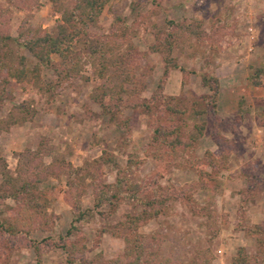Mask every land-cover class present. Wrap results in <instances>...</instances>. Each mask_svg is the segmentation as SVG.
<instances>
[{
	"label": "rangeland",
	"instance_id": "rangeland-1",
	"mask_svg": "<svg viewBox=\"0 0 264 264\" xmlns=\"http://www.w3.org/2000/svg\"><path fill=\"white\" fill-rule=\"evenodd\" d=\"M61 24L52 0H0V91L6 92L0 156L12 175L21 167L46 176L41 187L47 197L44 217L32 221L30 233L0 232V264H108L124 253L125 240L107 230L142 207L94 209L87 179L81 200L91 216L75 222L65 197L67 176L51 175L62 163L84 166L104 152L121 164L141 160L140 179L162 169L165 187L189 192L197 185L193 206L175 199L166 213L139 228L142 234H160L162 255L182 264L195 259L235 264L240 248L255 253L256 238L244 227H264V85H251L248 76L252 67H264V0H109L90 35L74 45L82 55L79 72L67 76L59 63L42 71V84L11 77L4 64H15L18 55L27 57L30 68L36 63L21 45L24 38L36 30L56 33ZM204 77L220 81L217 115L195 117L193 102L211 93ZM157 93L187 107L188 135L206 123L193 153L170 159L152 154V131L167 113L163 106L146 113L142 104ZM241 98L245 117L236 125ZM218 141L227 149V168L206 166L203 184L198 165L189 159L215 151ZM115 177L104 167V182ZM64 238L75 246L73 252L58 247Z\"/></svg>",
	"mask_w": 264,
	"mask_h": 264
},
{
	"label": "trees",
	"instance_id": "trees-1",
	"mask_svg": "<svg viewBox=\"0 0 264 264\" xmlns=\"http://www.w3.org/2000/svg\"><path fill=\"white\" fill-rule=\"evenodd\" d=\"M108 1L68 0L67 4H64L61 0H52L56 11L62 14L60 29L56 33L36 30L31 36L25 37L21 45L35 58L36 63L30 68L27 57L18 55L15 64L9 65L7 62L4 64L8 67L9 75L18 82L27 80L42 84L44 82L42 71L52 70L59 63L65 68L67 76H71L74 71L79 72L82 55L74 50V45L77 41L80 42L90 35L91 26L97 23ZM55 57L59 62H56ZM176 67L178 66L176 65ZM248 79L253 86L264 85V67H252ZM203 85L208 87L211 93L199 97L193 102L191 115L200 117L205 114H213L216 116L220 81L216 77H204ZM5 98L6 92L2 89L0 91V109ZM96 99L99 101L100 97H96ZM144 100L142 106L146 109V113H152L154 108L158 109L161 106L167 113V119L160 120L152 131L150 144L152 154L158 158L170 159L178 153L182 155L187 152L193 153L196 141L206 129V123L196 124L194 126L196 132L188 135L184 128L187 124L186 117L189 111L187 107H183L179 102L174 103L175 98L167 97L163 93H157L152 98H144ZM245 103V98H241L240 111L237 112L235 120L236 125L241 124L245 117L243 112ZM103 106L107 108L106 104ZM0 123L3 121L0 120ZM126 124L128 125V122ZM1 129L3 126L0 125ZM216 134L219 135V131ZM217 144L218 148L215 151H207L202 158L189 159L191 163L198 165L199 168L196 169L203 184H207V179L203 178L207 174L204 170L206 166L216 167L220 170L227 168L229 159L226 153L227 149L222 148L220 141ZM28 153L31 154V152ZM33 154L36 157L38 151ZM140 165L141 160L131 158L125 164H121L114 155L104 152L102 156L88 161L84 166L74 167L71 163H62L58 172L54 171L51 175L65 174L67 176L68 191L65 193V197L76 212L75 222H81L91 216L90 210L83 209L81 200L87 179L91 180L94 188V209H100L107 205L110 211H115L122 204L142 207L138 214H127L125 219L120 220L107 230L111 235L123 238L127 244L124 253L109 260L108 264H182L174 262L172 258L160 253L162 237L159 233L142 234L139 232V228L149 220L166 213L171 202L175 199L179 200L181 197L193 206L191 196L196 191L197 185H190L189 192L186 190L187 187H165L161 184V179L165 176L162 169H159L154 176L140 179L137 175ZM107 166L116 172L113 182L103 181V170ZM32 171L33 169L26 168L24 170L20 167L17 174L12 175L6 161L0 156V202L3 203L0 210V232L13 236L28 234L34 227L32 221L37 217H44L43 209L46 207L47 197L41 184L45 181L46 176H42V173L34 174ZM248 177L250 182H254L256 186L259 185L254 174H248ZM7 201H12L15 206H11ZM3 212H6L5 216L2 215ZM100 214L103 215L104 212L100 210ZM72 227H75V224ZM244 229L256 238L257 251L252 254L245 248H240L234 263H264V227L252 225L246 226ZM57 245L68 252H73L75 249V246L67 242L65 238L63 243ZM68 263L73 264L70 260ZM189 264L202 263L199 259H195Z\"/></svg>",
	"mask_w": 264,
	"mask_h": 264
}]
</instances>
